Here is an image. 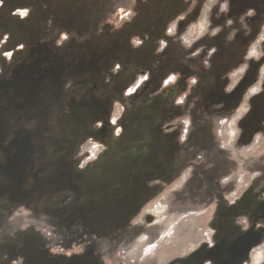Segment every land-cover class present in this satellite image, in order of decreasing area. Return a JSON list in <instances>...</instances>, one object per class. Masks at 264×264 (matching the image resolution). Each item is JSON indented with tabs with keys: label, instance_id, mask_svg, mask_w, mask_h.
<instances>
[{
	"label": "crops",
	"instance_id": "crops-1",
	"mask_svg": "<svg viewBox=\"0 0 264 264\" xmlns=\"http://www.w3.org/2000/svg\"><path fill=\"white\" fill-rule=\"evenodd\" d=\"M136 1L127 0L123 8L112 6L93 26L88 21L80 24L66 41L73 57L79 58L82 76L77 73L75 80L88 90L97 88L93 82L101 83V99L87 98L81 104L91 107V117L83 118L82 124L90 138L84 156L90 147L99 145L101 154L93 168L107 171L106 178L120 177V171L129 169L134 186H143L133 200L150 203L166 194L177 195L201 212L208 210L213 217L208 226L226 234L222 241L214 236L211 242L198 244L183 258L170 250L172 257L161 264H248L251 253L233 261L225 247L251 229L261 232L260 243L264 242V229L255 221L260 215L256 206L264 202V148L259 145L260 140L264 143V60L249 55L260 30L247 25L250 2L220 0L209 11L208 32L185 46L182 37L199 20L203 0L194 17L191 3L185 2L187 9L182 13H189L190 18L178 15L159 30L154 18L142 21L128 16ZM216 13L225 15L228 22H220L224 17L213 19ZM236 27L240 31L229 34ZM97 105L105 115L96 122L92 115L98 113L94 112ZM235 116L238 135L231 152L221 144L218 130L222 120ZM257 139L253 151L243 155L244 148ZM241 167L258 176L245 188L243 177L234 180L235 168ZM185 172L180 191L172 189ZM124 188L133 191V183ZM257 188L261 192L252 205L249 196ZM218 217L227 218L218 222ZM188 236L193 238V232ZM178 245L179 250L182 245L185 248V243Z\"/></svg>",
	"mask_w": 264,
	"mask_h": 264
},
{
	"label": "rangeland",
	"instance_id": "rangeland-1",
	"mask_svg": "<svg viewBox=\"0 0 264 264\" xmlns=\"http://www.w3.org/2000/svg\"><path fill=\"white\" fill-rule=\"evenodd\" d=\"M98 1L0 0V78L11 76L15 61H21L29 51L45 49V52L60 54L67 62L71 47L66 41L74 28H80V24L82 27L87 21L93 26L95 19L104 17L112 6H127V0ZM137 1L131 5L128 16L142 21L157 17V30L165 22L186 14L182 13L184 0H157L154 8L151 2L147 5L148 0ZM203 1L198 21L205 20L211 27L209 11L220 0ZM253 1L249 0L251 15L247 25L260 30L249 55L264 60V0ZM201 2L190 0L192 17ZM186 15L190 18L189 13ZM217 18H223L220 21L223 24L228 22L221 13L213 15V19ZM231 31L234 32L229 34L240 30L236 27ZM77 73L82 76L77 65L68 67L59 82L43 87L37 96L36 108L29 113L21 110L25 93H0V104H3L0 105V138L4 137L6 149L12 147L5 157V153H0L5 174L3 178L0 171V264H133L147 260L161 264L162 260L172 257L170 250L175 251L176 258H183L198 244L211 242L214 236L222 241L226 234L216 233V229L208 226L213 218L208 210L201 212L198 206L188 205L177 195L166 194L150 203L133 200L143 191V186H134L135 179L130 177L129 169L120 171V177L105 179L102 175L99 180L93 166L82 169L90 143L89 137L83 141L82 124L83 118L91 117L88 112L91 107H81V104L87 98L101 99L102 94L98 92L100 82H93L97 88L89 90L80 83L75 85ZM8 107H13V111ZM94 107V112H98L100 106ZM104 115L101 110L92 117L97 122ZM234 118L237 124L235 116L222 120L221 124L227 120V127L219 125L221 144L227 148L224 136L233 132L228 125ZM12 130H16L14 137ZM258 140L245 147L243 155L251 153ZM260 141L259 145L264 148ZM247 171L244 167L234 170V180L243 177V188L258 177ZM186 174L180 175L172 189L180 191ZM131 183L133 191L125 192L124 187ZM260 192V188L251 192L252 205ZM226 218L218 217V222ZM190 232L195 237H189ZM179 242L185 243V248L182 245L181 250L177 249ZM250 253L248 264H262L264 242Z\"/></svg>",
	"mask_w": 264,
	"mask_h": 264
},
{
	"label": "trees",
	"instance_id": "trees-1",
	"mask_svg": "<svg viewBox=\"0 0 264 264\" xmlns=\"http://www.w3.org/2000/svg\"><path fill=\"white\" fill-rule=\"evenodd\" d=\"M184 1L186 2L187 6H189L188 4H190V1ZM256 1L258 0L253 1V3H255ZM137 2L138 1H136V4ZM150 2L152 3L151 7L153 8L158 5L157 0H148L147 5ZM137 6L141 8L142 5L138 4ZM187 6L184 7L182 11L187 9ZM154 19H157V17H154ZM69 50V52L71 53L69 59L72 62L70 60L66 61H70V63H68L70 66L67 65V62H65L64 58L61 57V55L58 53L55 54L51 51H49L48 53L45 52V49H43V51L41 50V52L29 51V53H27L21 61H15V63L11 67V76H9V74L8 77L5 76L3 78H0V93L7 94L9 91L15 92V94L25 93L26 96H24V99L22 101L24 107L21 110H23L22 112L25 113L32 112L33 109L36 108V99L39 92L42 91V88H49V84L53 83L54 81L59 82L61 75L65 73V70L68 67L73 68L78 65L79 58L73 57L72 48H70ZM19 80H24L26 81V83L22 84V82H20ZM73 83L75 85H79L80 82L76 79L73 81ZM69 98L73 97L69 94ZM8 108L13 111V107ZM16 130H12V137H14L13 133ZM8 142L6 143L8 144ZM4 143V137L0 138V153L1 155H4L5 153V157L8 154V149L10 151L12 150V147H8V145V149H6ZM0 171L2 172V177L4 178L5 174H3V166L1 165Z\"/></svg>",
	"mask_w": 264,
	"mask_h": 264
},
{
	"label": "built area",
	"instance_id": "built-area-1",
	"mask_svg": "<svg viewBox=\"0 0 264 264\" xmlns=\"http://www.w3.org/2000/svg\"><path fill=\"white\" fill-rule=\"evenodd\" d=\"M204 18V17H202ZM209 25L207 24V22L205 20H202L201 22L197 21V23L195 24L194 27L188 29L186 31V33L184 34V36L182 37V42L185 46H192L193 44H195L197 42V40L203 36L205 33L208 32L209 30ZM237 120V118H236ZM227 122V120H225ZM226 122H223L225 124H221V128L223 126L227 127ZM188 123H186V127H187ZM230 127V129L233 128V132H230L229 136H224V143L225 145L228 146V148L233 149V144L234 141L237 138V124L235 123V118L230 122V124L228 125ZM224 134V132H222ZM98 154V148L93 147L88 151L87 156L85 157V160L87 161H93L95 160L96 156ZM162 209V208H161ZM159 212L161 211L160 209L158 210Z\"/></svg>",
	"mask_w": 264,
	"mask_h": 264
},
{
	"label": "water",
	"instance_id": "water-1",
	"mask_svg": "<svg viewBox=\"0 0 264 264\" xmlns=\"http://www.w3.org/2000/svg\"><path fill=\"white\" fill-rule=\"evenodd\" d=\"M262 237L261 232H256L253 229L239 234L234 240L227 243L225 247L229 259L234 261L247 258L251 250L260 244ZM198 254L203 255L204 253L200 251Z\"/></svg>",
	"mask_w": 264,
	"mask_h": 264
},
{
	"label": "flooded vegetation",
	"instance_id": "flooded-vegetation-1",
	"mask_svg": "<svg viewBox=\"0 0 264 264\" xmlns=\"http://www.w3.org/2000/svg\"><path fill=\"white\" fill-rule=\"evenodd\" d=\"M82 136H83V141L84 140H86V138H88V134H87V132H83L82 133ZM97 136H95V138H96ZM93 147H96V148H98V154H97V156H96V158H95V160H93V161H87V160H84L83 161V166H82V169H88L89 167H92V166H94L95 167V162H97L98 161V159H99V156H100V154H101V149H100V147H99V145H93L92 147H90V149L91 148H93ZM89 149V150H90ZM101 169V168H100ZM95 175L98 177V180L100 179V177L102 176V175H104L105 176V179H106V173L103 171H100L99 169H97L96 170V172H95ZM256 209H257V213L258 214H260V215H258V217L255 219V221L256 222H258L257 224H260L261 225V227L264 229V202H262L261 201V203H258L257 204V206H256ZM252 228V227H251ZM254 231H256V229H254ZM262 232L264 233V230H262Z\"/></svg>",
	"mask_w": 264,
	"mask_h": 264
},
{
	"label": "snow or ice",
	"instance_id": "snow-or-ice-1",
	"mask_svg": "<svg viewBox=\"0 0 264 264\" xmlns=\"http://www.w3.org/2000/svg\"><path fill=\"white\" fill-rule=\"evenodd\" d=\"M21 15H25V13H21Z\"/></svg>",
	"mask_w": 264,
	"mask_h": 264
}]
</instances>
